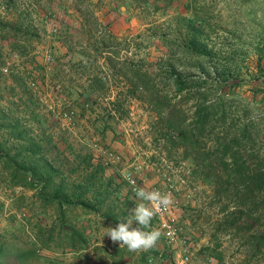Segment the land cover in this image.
I'll list each match as a JSON object with an SVG mask.
<instances>
[{
  "label": "rangeland",
  "instance_id": "1",
  "mask_svg": "<svg viewBox=\"0 0 264 264\" xmlns=\"http://www.w3.org/2000/svg\"><path fill=\"white\" fill-rule=\"evenodd\" d=\"M197 107L201 150L247 121L235 146L264 157V0H0V264H264V210L234 180L216 190L167 126ZM89 172L92 205L51 197ZM140 187L174 203L151 221L156 246L133 252L105 228Z\"/></svg>",
  "mask_w": 264,
  "mask_h": 264
},
{
  "label": "trees",
  "instance_id": "2",
  "mask_svg": "<svg viewBox=\"0 0 264 264\" xmlns=\"http://www.w3.org/2000/svg\"><path fill=\"white\" fill-rule=\"evenodd\" d=\"M181 78V76H172L175 91L178 93L183 90L184 82ZM153 101L156 102V98H153ZM207 109L206 107H197L194 110V118L189 122L192 126H183V122L176 119L179 114H176V116L175 114L171 115L167 126L169 129L177 131V135L184 149L190 150L193 153V158H196V161L200 164L204 173L211 177L216 190H230V182L234 180L236 185L239 183L238 187L242 190V197L245 198V201H249L244 202V205L249 207V203H254L257 204L255 206L257 207L256 209L264 210V157L258 155L255 157L256 162H254L247 153L240 149V145L239 147L235 146V143H238L239 139H246L248 125L250 123L245 121L242 132L236 134L233 138L229 139L218 136L211 142L212 146H210L208 150H201L197 145L198 140L194 138V130L198 128L200 131L204 130L208 123V112L202 116L201 111L205 110L206 112ZM78 156V154H75V157ZM90 157L91 155L88 154L87 156H83L82 159L88 166L91 165L89 163ZM250 165L252 166L250 167ZM44 169L45 171L43 172V169L41 171L38 170L37 167H34L31 169L30 173L32 177L42 183L44 188H47L53 184V177L50 173L51 167L50 169L44 167ZM99 171L102 170L100 169ZM82 181L83 182L73 183L70 192H68L64 185V180H61L53 187L51 197L57 200L60 205L70 203L83 207L92 205L89 203V200L84 197V194L88 191H94L93 187L95 183H97L95 172L86 174L82 178ZM236 187L237 186L234 184V188ZM251 194H253L252 198H248ZM94 197L99 198L98 195H94ZM1 251L0 247V253Z\"/></svg>",
  "mask_w": 264,
  "mask_h": 264
},
{
  "label": "clouds",
  "instance_id": "3",
  "mask_svg": "<svg viewBox=\"0 0 264 264\" xmlns=\"http://www.w3.org/2000/svg\"><path fill=\"white\" fill-rule=\"evenodd\" d=\"M138 202L127 219H121L113 227L105 228V236L129 251L149 250L156 246L161 232L151 227V221L161 210L173 203L171 193L140 187L136 192ZM134 222L138 226H133Z\"/></svg>",
  "mask_w": 264,
  "mask_h": 264
},
{
  "label": "built area",
  "instance_id": "4",
  "mask_svg": "<svg viewBox=\"0 0 264 264\" xmlns=\"http://www.w3.org/2000/svg\"><path fill=\"white\" fill-rule=\"evenodd\" d=\"M131 183H133V180H131ZM165 211H166V209L161 210L160 212L157 213L159 218L162 214H164ZM160 221H161L160 227H161V229H163V232L166 233V235L168 237L172 238L173 235L175 234V230L171 227V224L164 219H161ZM188 261H189V257L184 256L179 261H177L176 264H188Z\"/></svg>",
  "mask_w": 264,
  "mask_h": 264
}]
</instances>
